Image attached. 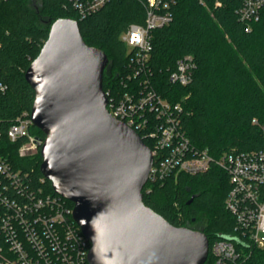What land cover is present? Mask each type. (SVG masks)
Here are the masks:
<instances>
[{"label": "trees", "instance_id": "trees-1", "mask_svg": "<svg viewBox=\"0 0 264 264\" xmlns=\"http://www.w3.org/2000/svg\"><path fill=\"white\" fill-rule=\"evenodd\" d=\"M243 1L220 0L219 6L213 1H172V19L151 30L150 57L136 76L121 34L131 24L145 22V0H107L83 18L73 0L1 2L0 84L6 89L0 92V154L27 174L33 188L58 195L41 171L40 147L22 154L19 148L24 140L11 141L6 133L18 116H31L35 90L25 74L59 18L77 20L85 42L107 54L103 89L109 99H119L125 92L137 94L140 83L148 79L150 88L162 97L182 103L180 125L195 148L207 150L215 158L229 151L263 150L264 7L258 19L245 21L239 14ZM185 57L194 63L193 77L182 85L171 80V73ZM30 132L46 137L36 125ZM143 140L153 147L150 140ZM230 188L227 172L213 163L203 173L179 171L161 180L148 179L142 191L144 203L171 224L206 234L209 252L205 264H215L211 248L216 240L232 241L237 249L238 254L227 258L225 264H264V247L237 233L235 217L225 205ZM65 201L74 208L72 201ZM203 217L206 225L191 227Z\"/></svg>", "mask_w": 264, "mask_h": 264}, {"label": "water", "instance_id": "water-1", "mask_svg": "<svg viewBox=\"0 0 264 264\" xmlns=\"http://www.w3.org/2000/svg\"><path fill=\"white\" fill-rule=\"evenodd\" d=\"M108 61L85 42L77 20L53 22L25 74L35 90L33 123L46 134L38 142L41 171L74 203L90 264H205L206 234L175 226L144 203L153 153L108 111Z\"/></svg>", "mask_w": 264, "mask_h": 264}, {"label": "built area", "instance_id": "built-area-1", "mask_svg": "<svg viewBox=\"0 0 264 264\" xmlns=\"http://www.w3.org/2000/svg\"><path fill=\"white\" fill-rule=\"evenodd\" d=\"M5 0H0L1 2ZM107 0H73L81 18L102 7ZM174 0H145L146 18L143 24L133 23L121 39L130 50L134 76L140 74L152 49L151 30L168 24ZM203 4L220 0H199ZM264 0H244L240 18L251 21L260 17ZM192 58L177 63L171 80L182 85L193 77ZM6 89L0 84V92ZM139 92H125L119 99H109V113L136 130L142 139L152 143L153 165L149 178L157 181L167 175L184 171L190 174L206 172L215 163L229 175L231 188L225 199L226 208L234 215L238 235H243L257 247H264V149L229 151L215 158L207 150L195 148L180 125L181 102L172 103L150 88L149 80L140 83ZM108 96V93H106ZM258 123V119H253ZM34 125L26 113L9 126L6 136L11 141L24 140L22 154L39 149L44 139L30 132ZM264 132V123H262ZM3 133L0 131V140ZM27 174L13 167L0 154V264H90L89 239L82 231L62 195L46 194L27 181ZM73 218V220L71 219ZM215 264H225L238 252L229 240L212 244Z\"/></svg>", "mask_w": 264, "mask_h": 264}, {"label": "rangeland", "instance_id": "rangeland-1", "mask_svg": "<svg viewBox=\"0 0 264 264\" xmlns=\"http://www.w3.org/2000/svg\"><path fill=\"white\" fill-rule=\"evenodd\" d=\"M206 224H207V218L206 217H203L197 223L192 224L191 227L200 228V227H202V226H204ZM194 230H197V229H194ZM260 238H261V240H264V233L263 232L260 233Z\"/></svg>", "mask_w": 264, "mask_h": 264}]
</instances>
